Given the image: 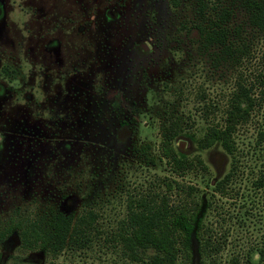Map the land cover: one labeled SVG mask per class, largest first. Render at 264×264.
<instances>
[{
  "label": "rangeland",
  "instance_id": "374dc122",
  "mask_svg": "<svg viewBox=\"0 0 264 264\" xmlns=\"http://www.w3.org/2000/svg\"><path fill=\"white\" fill-rule=\"evenodd\" d=\"M175 1L0 0V231L17 211L48 207L93 208L104 230L94 246L57 257L20 252L12 234L0 241V264H136L104 236L128 196L167 191L164 177L210 202L220 250L210 262L194 241L191 264H264V31L249 24L244 0ZM223 9L233 13L231 53L205 46L196 29ZM237 82L252 83L257 102L237 127L234 155L178 142L210 172L178 177L163 160L145 165L133 153L145 142L157 152L169 113L198 131L221 123ZM228 172L226 193L214 191Z\"/></svg>",
  "mask_w": 264,
  "mask_h": 264
},
{
  "label": "trees",
  "instance_id": "16d2710c",
  "mask_svg": "<svg viewBox=\"0 0 264 264\" xmlns=\"http://www.w3.org/2000/svg\"><path fill=\"white\" fill-rule=\"evenodd\" d=\"M243 3L249 24L264 31V0H244ZM200 10L197 13L204 18L205 14ZM232 14V10L223 9L215 18L196 25L205 46L215 45L227 53L233 51L228 41L230 31L225 26ZM258 79L260 81V74ZM256 102L253 84L237 82L227 99L221 123H210L198 131L190 117L169 113L159 121L157 152L148 142L133 146L132 151L145 165H155L158 160H163L167 169L178 177L197 171L208 173L210 169L203 157L182 152L178 142L181 138L188 139L199 150L219 146L233 156L237 127L249 119ZM231 175L228 172L215 182L213 190L226 193ZM161 181L167 191L146 189L127 197L124 215L115 228L106 233L104 240L118 249L121 257L136 264H191L194 241L197 243L196 253L213 261L220 244L208 227L210 202L205 200L203 190L190 185L184 188L167 177ZM171 192H178L174 194L177 201L172 200ZM99 219L100 214L93 208L67 212L48 207L26 215L17 211L0 231V241L15 234L20 252L57 257L64 251L83 250L97 244L104 234ZM1 256L0 252V261ZM260 256L259 253V259Z\"/></svg>",
  "mask_w": 264,
  "mask_h": 264
}]
</instances>
